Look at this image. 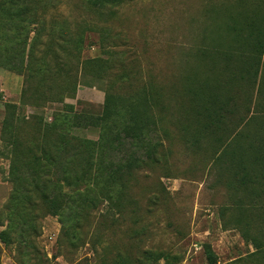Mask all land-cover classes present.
I'll return each mask as SVG.
<instances>
[{
  "label": "trees",
  "instance_id": "16d2710c",
  "mask_svg": "<svg viewBox=\"0 0 264 264\" xmlns=\"http://www.w3.org/2000/svg\"><path fill=\"white\" fill-rule=\"evenodd\" d=\"M80 1L105 19L124 3ZM246 1L239 0L242 9L222 27L228 41L203 37L194 56L206 74L178 80L170 98L179 103L170 122L183 147L210 161L245 242L264 259V0ZM92 31L100 33L101 46L109 40L106 26L69 21L49 12L44 0H0V68L22 77L17 105L60 103L64 112L46 123L32 115L29 122L19 116L16 104H5L0 141L9 157L11 190L2 212L7 228L19 229L22 244L46 215L71 212L78 224L83 213L100 206L116 215L126 212L134 203L128 192L134 172L161 161L156 136L159 131L167 136L162 122L170 104L151 84L119 94L121 75L129 87L131 77L111 72L113 58L81 60ZM83 75L105 79L98 115L76 112L64 102L74 97ZM88 127L98 129L97 140L71 134ZM205 253L206 263L215 264L208 246ZM175 261L166 252L146 250L132 257L124 250L115 254L113 264Z\"/></svg>",
  "mask_w": 264,
  "mask_h": 264
},
{
  "label": "rangeland",
  "instance_id": "374dc122",
  "mask_svg": "<svg viewBox=\"0 0 264 264\" xmlns=\"http://www.w3.org/2000/svg\"><path fill=\"white\" fill-rule=\"evenodd\" d=\"M44 1L49 12L69 21L87 19L109 29L103 46L98 31L87 33L81 60L113 58L111 72L131 77L130 87L123 75L118 80L116 91L121 95L145 84L162 92L170 104L162 122L167 136L160 131L156 136L161 161L134 172L128 189L134 203L126 212L116 215L100 206L83 213L78 224L71 212L46 215L23 244L19 229L7 228L2 212L11 185L6 179L9 157L0 141V264H113L115 254L124 250L132 257L146 250L166 252L177 258L173 264H207L205 246L213 252L215 264H264L261 254L245 242L224 188L215 184L210 161L183 147L170 122L179 103L170 98L171 91L183 76L196 73L201 79L206 74L194 52L205 35L228 41L222 27L242 9L239 0H124L109 19L87 11L80 0ZM104 82L83 75L74 97L64 102L76 112L98 115ZM21 87V76L0 68V132L5 104H18ZM17 106L19 116L29 122L32 115L46 123L64 113L60 103ZM98 133L93 127L71 130L94 141Z\"/></svg>",
  "mask_w": 264,
  "mask_h": 264
},
{
  "label": "crops",
  "instance_id": "0c3cea01",
  "mask_svg": "<svg viewBox=\"0 0 264 264\" xmlns=\"http://www.w3.org/2000/svg\"><path fill=\"white\" fill-rule=\"evenodd\" d=\"M263 59H264V50H263Z\"/></svg>",
  "mask_w": 264,
  "mask_h": 264
}]
</instances>
